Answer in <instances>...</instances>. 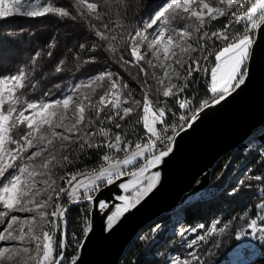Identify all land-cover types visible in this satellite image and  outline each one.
<instances>
[{"label": "snow or ice", "instance_id": "obj_1", "mask_svg": "<svg viewBox=\"0 0 264 264\" xmlns=\"http://www.w3.org/2000/svg\"><path fill=\"white\" fill-rule=\"evenodd\" d=\"M77 3L80 6L82 18L101 19L97 3L89 2V0H77ZM241 13L243 14L241 15ZM46 14L71 17V13L65 8L58 7L54 3H48L47 0H44L43 3L41 0H0V20L14 15L42 17ZM145 15L146 19L141 22V26L132 35V41L135 43L131 47L129 55L134 60H125L121 56V60L125 64L135 62L139 66V62L144 59L139 52V48L144 41L148 40L149 35L154 37L149 42V47L153 51H157L163 44V58L169 59V46L176 40V37L172 35V32L177 30L173 28V24L178 21L189 17L195 18L199 21L197 32H200L204 27L205 16L210 20L224 17L228 23L222 25L216 31L203 32L200 36L198 44L202 59L193 58L190 63L175 61L179 64V69L186 72L182 85L171 83L169 72L165 70L163 75L169 79V84L163 88L162 96L171 98L174 101L175 112L168 107L167 101H162L159 98V95L153 101L147 92L142 105L139 99H135L134 106H124L122 108L121 105L128 104V99L132 98L131 93H128L127 98L124 99H121L122 94L119 92L106 93L100 96L99 104L104 107L97 109L93 105L96 111V121L86 119L83 103L77 106L79 117L76 120V125L86 123L88 127L77 129L76 125H73L72 128L66 129V131H81L82 136L86 137L99 135L101 137L99 141L88 143L85 140V143L80 144V151H84L85 144H87L88 149L101 150L103 154L99 159L102 163L98 169L90 174L65 172L61 177L65 186L58 189L53 188L54 196L49 195L46 199L42 198L35 201L36 208L47 207L50 209V211L40 213V215L52 218V224L60 234L59 238L54 240L56 232L50 234L49 231H43L42 236L39 234L34 235L31 228H29L27 234L21 229L19 236L13 235L8 229L12 228L11 222L18 219L16 215H10V222L0 230V241H24L25 235H28L29 239L23 248L25 253L30 251L29 246L33 242L41 241V243L36 244L38 258H33L35 264H66V261L67 264H78V256L69 259L65 254L68 247L66 214L71 203L75 202L86 206L85 218L82 226H79L83 235L78 237L76 233H73L72 236V242L79 250L84 246L81 239L86 240L94 227L91 216L94 214L100 215L104 220V231L111 232L120 220L136 209L153 192L159 182L160 173L151 170L158 169L165 159L173 154L177 138L193 128L201 118V114L207 109L220 105L235 91L244 86L250 77L253 63L264 61V51L258 50V42L254 39L256 31L264 29V0H215V2H205V0H158L157 5L150 8ZM233 25H239L245 30L246 34L237 35L239 29L233 28ZM104 28L108 29V25L105 24ZM230 29L232 30L231 35L228 34ZM179 31L181 32V40L191 36V33L185 27H180ZM95 36L100 39H108L105 32L100 29L95 30ZM205 37L213 43H204ZM165 39L166 43L164 42ZM216 42H221L223 46L213 51ZM188 47L191 48V45ZM79 48L85 49L86 45L80 44ZM181 51H184V49L181 48ZM204 52L207 54H203ZM40 55L38 52L32 58L33 64H35L36 57ZM48 55L51 56L52 53L49 52ZM212 56H214V60L211 61V66H209V58ZM63 63L64 61L61 60L60 64ZM148 63L151 64L152 62L149 60ZM168 67L172 66L169 65ZM60 70V67L56 68L57 72ZM180 70H174L177 78H180ZM34 71L35 69L26 71L22 67L18 74L0 78V204H2L3 209L15 212L33 211L32 208L28 207V204L33 203V200L29 197V191L36 186L35 181L32 179L36 173L29 171V165L24 163V160H32L33 157L40 155L46 149L38 143H33L32 131H28L17 139L10 136V128L17 127V123H26L27 129L33 130L35 126L38 130L41 123H49V120L44 116L45 111L53 105H63L67 109L70 101L73 100L74 94H65L61 98L48 103L28 102L25 107V102L19 96L15 100L13 97L17 89L35 87V84L30 80ZM140 71L146 72L143 67H140ZM201 73L208 76V83L205 87L208 98L200 102L197 107H193L192 101L183 94L190 86L194 74L199 75ZM104 76L111 78L112 73L102 72L85 83L91 84L94 80H102ZM160 83L163 84L164 81L161 80ZM75 87L79 88L80 85L77 84ZM124 87L126 88L127 85H124ZM111 88L117 89L115 80L112 81ZM109 95L114 98L107 99ZM16 103L21 104L19 111L14 106ZM109 104L112 105V110L101 117L100 113ZM141 106L142 116H139L136 123L140 124L142 120V134L138 135L135 140L123 131L113 132L111 128L106 129L102 126L106 120L116 129H122L123 126L116 122V118L125 121L134 112H137ZM27 110H32L30 115H25ZM14 113L18 114L14 117ZM52 114L54 115V113ZM37 117L40 119H37ZM56 127H60V125ZM17 131L20 132L21 130L18 128ZM57 134L53 133V135ZM63 138L65 140L70 139L68 135H64ZM29 149H32V151H29ZM130 149L131 151H129ZM119 153H125L124 157L120 158ZM64 159L71 163L69 157L65 156ZM44 166L47 167V162ZM255 178L264 181V175ZM113 185L126 194H117L113 199L100 198L99 194L104 188ZM235 191L236 189H234ZM199 194V189H193L187 199L191 200L193 196ZM17 205L23 206L17 207ZM255 209L256 217L246 221L247 230L241 229L235 237L236 240L241 242L246 240L264 242V202L256 205ZM0 212H2V209H0ZM2 214L9 215L7 212H2ZM200 227L203 228L204 226L201 225ZM216 230V227L213 226L212 231ZM219 230L223 231L224 229ZM5 232H7V235L4 234ZM204 239L205 236L198 235L197 239L190 242L189 248L196 245L198 240L202 241ZM252 246L250 242L242 243V247L245 249H251ZM8 251V247L0 246V260L5 257V253ZM190 255L194 258L196 264H199V257L194 252ZM8 258L11 259L10 256ZM176 264H179V261ZM185 264H188V262L185 261Z\"/></svg>", "mask_w": 264, "mask_h": 264}, {"label": "trees", "instance_id": "obj_2", "mask_svg": "<svg viewBox=\"0 0 264 264\" xmlns=\"http://www.w3.org/2000/svg\"><path fill=\"white\" fill-rule=\"evenodd\" d=\"M47 2L65 8L71 13V17L57 14H46L42 17L14 15L0 20V78L18 74L22 67L26 71L35 69L30 77L35 87L17 89L14 100L19 96L26 107L28 102L36 103L49 95L59 94L70 79L108 70L116 79L114 80L121 88V92L125 94L124 97L127 98L128 93H131L132 98H129L128 104L124 106H134L135 99H139L142 105L147 92L153 101L159 95L162 101L168 102V107L172 108L173 112L176 111V107L173 106L174 101L162 96L157 69L153 66L155 60L146 44L140 45L139 52L144 59L139 62V66L135 62L125 64L121 60V56L125 60H134L129 55L132 35L141 26L146 12L155 7L158 0H89L98 4L101 19L82 18L77 0H47ZM205 2H215V0H205ZM226 23L227 20L222 17L213 21V26L211 22H205L202 30L216 31ZM105 24L108 25V29L104 28ZM96 29L104 31L109 41L96 37ZM203 42L208 43L206 38ZM80 44H85L86 48L80 49ZM221 46L216 44L213 51ZM38 52L41 55L36 57L33 64L32 58ZM49 52L52 53L51 56L48 55ZM61 60L64 61L63 64H60ZM149 60L151 64L148 63ZM213 60L214 56L209 58V66ZM57 67L61 69L59 72L56 71ZM140 67L146 72H141ZM207 83V74H194L190 86L183 94L192 101L193 107H197L200 102L208 98L205 91ZM124 85L127 87L125 88ZM14 106L18 111L21 109L20 103ZM109 111L110 108H105L100 113L101 117ZM139 116H142V106L125 121L116 118V122L123 126L122 129H116L106 120L103 127L111 128L113 132L123 131L135 140L142 134V120L140 124L136 123ZM85 117L96 121L94 108H85ZM86 127H88L86 123H81L79 128ZM18 128L20 132L17 131ZM23 129L20 125L11 127L10 136L19 137L24 133ZM253 139L258 142L257 150H244V145ZM80 144L82 143H73L63 154L71 161L69 163L64 159L60 171L63 175L65 172L94 171L100 167L102 161L99 157L103 154L102 151L95 148L88 149L87 145L84 151H80ZM260 149L264 151V125L254 131L242 146L225 155L215 164L211 172L212 182L216 184L221 176L228 172L224 180L227 183L225 185L223 183L211 197L181 208L178 218L175 219L179 227L196 228L203 225L202 230L215 223L217 230L197 243L195 254L199 257V264L225 262L237 245L236 235L247 226V220L256 217L255 206L264 202V181L255 178L264 175V152L259 151ZM85 207L84 204L72 206L66 214L68 247L65 254L69 259L78 251L76 246H73L75 245L72 242L73 233L78 237L83 235L79 226H82L86 215ZM162 219L159 218L142 229L125 250L119 264H171L168 260L170 255L186 259L188 264H196L195 260L187 256L190 249L172 230L170 233L160 232L155 236V241H150L153 228ZM6 220L7 216H1L0 229ZM221 228L224 230L220 231ZM247 264H264V249Z\"/></svg>", "mask_w": 264, "mask_h": 264}, {"label": "rangeland", "instance_id": "obj_3", "mask_svg": "<svg viewBox=\"0 0 264 264\" xmlns=\"http://www.w3.org/2000/svg\"><path fill=\"white\" fill-rule=\"evenodd\" d=\"M43 3V1L41 0ZM243 13H241L242 15ZM222 17H217L216 20L220 19ZM146 19V15L144 16L143 20ZM142 20V21H143ZM205 22H211L213 26V21L210 20L207 16L204 18ZM228 23V21H227ZM199 26V21L196 20L193 17H189L185 20L178 21L173 24V28H176L177 30L175 32H172V35L176 37V40L172 45L169 46V59L163 58V44H161L160 48L157 51H153L152 48L149 47V42L154 39L153 36L149 35L148 33H145L146 35H149L148 40L144 41L143 44H146L148 50L150 51L152 57L155 60V63H153V66L157 69V78L159 81V84L162 88L167 86L169 84V79L167 77H164V72L167 70L169 72V76L171 77V83H175L178 85H182L184 83L183 77L186 76V72L179 69V64L175 63V61H182V62H188L190 63L193 58H200L202 59V53L201 49L198 44V40L200 36L203 34V32H212L208 30H201L200 32H197V27ZM180 27H185L189 33H191L190 37H186L183 40L180 39L181 32L179 31ZM213 28V27H212ZM233 28L238 29L239 31L237 35H244L245 30L241 28L239 25H233ZM229 35L232 34V30H229ZM167 36V32H166ZM206 38V37H205ZM207 39V38H206ZM109 41V39H107ZM139 40V38H137ZM205 41V40H204ZM166 43V39L164 41ZM208 44H212V41H208ZM134 41H132L131 46L134 45ZM216 44L222 45L221 42H216ZM191 45V48L188 46ZM214 46V47H215ZM223 46V45H222ZM181 48L184 49V51H181ZM195 49V51H193ZM140 51V48H139ZM175 53V55H173ZM203 54H207L204 52ZM163 65V67H161ZM171 65L172 67H168ZM174 70H180V78H177L175 76ZM109 72L108 70H104L102 72ZM100 72V73H102ZM100 73L86 76L82 78L77 79H70L68 83L66 84L65 88L57 95L47 96L43 100H40L36 103H48L53 101L54 99L61 98L65 94H73V100L70 101L69 107L65 109L63 105H53L49 109H47L44 113V116L46 119L49 120V123H41L39 125L38 130L35 128L33 130L27 129L26 123L25 124H19L21 127H23V134H26L28 131H32V137L33 143H38L41 147L45 148V151H42L40 155L33 157L32 160H24V163L29 165V171L35 172L36 175L32 177V179L35 181L36 186L32 187L29 191V197L33 200V203L28 204V207L32 208L33 211L31 212H15L8 209H3L2 204H0V209H2V212H7L9 215L7 216L6 222L3 224V227L0 229L2 230L7 226V223L10 222V215H16L18 219L12 223V228L8 229V231H11L13 235L19 236L21 229L25 234L29 232V228L32 229V234H39L42 236L43 231H49L50 234L52 232H56L57 239L59 238V232L55 229V227L52 224V218L48 216H41L40 213H44L47 211H50L47 207H41L36 208L35 201H38L40 199H46L47 196L53 195L54 193L52 191L53 188L58 189L59 187L65 186L63 181L61 180V177L63 174L60 172L62 164L64 162V153L69 148L70 145L73 143L81 142L82 144L85 143V140H87L88 143H93L96 141H99L101 137L99 135L92 136V137H86L82 136L81 131H66V129L72 128L73 125H76V120L79 117V113L77 110V106L83 103L85 105V108H93V105L98 108H103V105L99 104V98L100 96L105 95L106 93H121V99H124L126 97L125 94L121 92V88L117 84V89L111 88V83L115 79L113 76L109 78L108 76H104L102 80H94L91 84H87L88 80H90L92 77L98 76ZM205 74V73H201ZM116 80V79H115ZM163 80L164 83L161 84L160 81ZM79 84L80 87L76 88L75 86ZM114 97L112 95H109L107 99H113ZM14 99V97H13ZM91 102V103H90ZM107 102V100H106ZM124 107V104L121 105V108ZM108 109L110 108V111L112 110V105L109 104ZM32 110H27L25 112V115H30ZM54 113V115L52 114ZM18 113H14L13 115H17ZM37 119H40L37 117ZM57 125H60V127H56ZM81 124L76 125L77 129H80ZM103 126V125H102ZM58 133L57 135H53V133ZM22 134V135H23ZM64 135H68L70 139L65 140L63 137ZM21 136V135H20ZM17 137L18 138H20ZM50 141V143H49ZM143 142V141H140ZM87 145V144H85ZM258 142H256L254 139L249 141V143L244 145V150H257ZM237 149V148H236ZM234 149V150H236ZM233 150V151H234ZM29 151H32V149H29ZM131 151V149L129 150ZM232 151V152H233ZM262 153L264 152L263 149H260ZM120 158H123L125 153H119L118 154ZM54 158V159H53ZM47 162V167H45V163ZM151 171H158L157 169H152ZM93 171H79L76 173H86L90 174ZM225 176V174H224ZM216 184H214L211 180L206 188H204L202 191H200L199 195L193 196L191 200H186L183 202L179 207H177L175 210L168 214L162 215L160 218H163L160 222H158L155 227L152 230L151 233V240L155 241V236L159 234L160 232H166L170 233V230L175 233L180 239V241L185 242L187 248H189V244L192 240L197 239L198 235L206 236L208 234H211L213 226H215V223H212L209 225L205 230H202L201 227L196 228H187L185 226H181L179 228V225L175 223V219L178 218L179 212L181 208L184 206H188L189 204L196 203L198 200L207 199L213 195L214 189ZM109 187V186H108ZM116 187V186H115ZM111 190L113 189V186L109 187ZM118 188V187H116ZM119 189V188H118ZM121 194H126L122 193ZM63 200V197L61 198ZM71 204H80V203H71ZM23 205H17V207H21ZM86 210V207H85ZM0 213L1 216H5ZM35 217V219H33ZM159 219V218H158ZM194 229V231H193ZM202 230V231H200ZM244 230H247V226L244 228ZM7 235V232L4 233ZM239 234V233H238ZM29 237L28 235H25V240H9V241H0V246L8 247L9 251L5 253V257L0 260V264H35V259L38 258V252L36 248L37 243H41V241H35L33 242L29 247L30 251L25 253L23 251V248L26 246V242L28 241ZM237 241L236 247L229 253L228 259L221 263V264H247L251 261H253L264 249V242H261L259 240L257 241ZM200 242L199 240L197 243ZM252 243L251 249H245L242 247V243ZM149 243V242H148ZM55 246V244H54ZM75 246V245H73ZM42 247V244H41ZM197 244L194 245L192 248H189L190 251L188 252L187 256H190L193 260L194 258L190 255V253L196 251ZM78 255L77 254L75 256ZM11 257L9 259L8 257ZM169 263L174 264L177 261H179L181 264H185L186 259H182L175 255H170L168 257Z\"/></svg>", "mask_w": 264, "mask_h": 264}, {"label": "water", "instance_id": "obj_4", "mask_svg": "<svg viewBox=\"0 0 264 264\" xmlns=\"http://www.w3.org/2000/svg\"><path fill=\"white\" fill-rule=\"evenodd\" d=\"M254 39L258 50L264 51V29L257 30ZM263 125L264 61H257L244 86L220 105L207 109L193 128L177 138L173 154L157 169V186L136 209L111 232L104 231L100 215L91 216L94 227L81 241L84 246L78 250V264H119L143 228L179 207L193 189L200 192L206 188L215 164ZM109 187L99 194L100 198L113 199L121 194L115 185L112 190ZM75 205L78 204L70 207Z\"/></svg>", "mask_w": 264, "mask_h": 264}, {"label": "built area", "instance_id": "obj_5", "mask_svg": "<svg viewBox=\"0 0 264 264\" xmlns=\"http://www.w3.org/2000/svg\"><path fill=\"white\" fill-rule=\"evenodd\" d=\"M244 144V143H243ZM242 144V145H243ZM242 145H240V146H242ZM239 148V147H238ZM237 148V149H238ZM224 174H225V176H224ZM222 176H221V178L219 179V181L216 183V187H215V189H214V191H216V190H219L222 186V184L224 183V185L227 183V181H224L225 180V178H226V176L228 175V172H226V173H224ZM227 179H228V177H227ZM223 185V186H224ZM201 200V199H200ZM199 201V200H198ZM190 205V204H189ZM180 228V227H179Z\"/></svg>", "mask_w": 264, "mask_h": 264}]
</instances>
